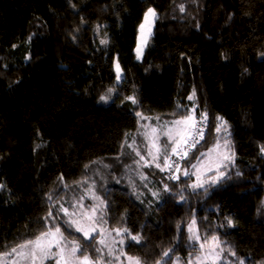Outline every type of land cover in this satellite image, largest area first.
Listing matches in <instances>:
<instances>
[{"label":"trees","instance_id":"1","mask_svg":"<svg viewBox=\"0 0 264 264\" xmlns=\"http://www.w3.org/2000/svg\"><path fill=\"white\" fill-rule=\"evenodd\" d=\"M149 8L156 19L139 60ZM192 109L207 125L185 166L217 143L222 117L234 155L224 178L193 191L191 178L164 173L170 190L150 212L111 185L108 226L140 234L139 244L124 238L123 250L156 264L167 249L171 260L196 254L187 232L194 217L201 237L224 242L223 264H264V0H0V253L43 230L53 202L80 196L76 182L120 154L136 113ZM63 219L65 236L79 238ZM81 243L95 256L94 241Z\"/></svg>","mask_w":264,"mask_h":264},{"label":"snow or ice","instance_id":"2","mask_svg":"<svg viewBox=\"0 0 264 264\" xmlns=\"http://www.w3.org/2000/svg\"><path fill=\"white\" fill-rule=\"evenodd\" d=\"M183 6H181V11H183ZM155 11L149 8L144 14V23L140 25L141 37L144 36V30L146 24L151 22V19L155 17ZM150 31V29H149ZM138 38L137 45V58L139 59L142 55V46ZM107 41H101V43H106ZM146 43V38L144 39ZM117 69V80L120 79V69L119 65H116ZM112 89H109V93ZM194 95V94H193ZM101 101H107L110 99V95H103L100 97ZM125 99L136 103V99L133 96L126 97ZM192 99V97H189ZM179 107V105H178ZM194 109L188 110L182 114L178 119H173L171 121H164L162 124H157L151 127V131H145L140 133L148 143L145 145L146 155L142 154L137 145L135 138L132 139V143L129 144L127 139L121 145L122 148L127 146L132 149L139 160L135 161L137 165H140V161H143V167H152L153 164L160 171L169 170L173 174H170L168 179L179 180L180 176L175 173H180L184 177L191 178L195 177V182L188 184L187 187L193 191L198 189H205L206 184H216L222 178H224L225 173L220 171L221 167H226L223 161H231L232 157L224 154L222 161L217 164L216 169L208 167V172L215 171L216 174L209 176L207 179L204 178V173L201 172V165H203V158H208L210 154L217 148L220 147L219 142L214 144L206 152H201L199 156L195 157V163L190 164V168L193 171H189V168L181 169L179 161L188 160L190 158L191 152L196 148V145L204 137L203 128L198 127L202 122L206 121L207 114L201 113L199 119L194 115ZM138 117H142L141 113H136ZM173 116L176 113L172 114ZM144 119H151L149 117H142ZM157 121L160 117H155ZM217 120L223 121L222 117H217ZM226 124V122H223ZM143 127L148 128V125ZM216 131H220V125H217ZM161 137L164 139L162 140ZM229 141H225L227 146ZM261 152H264V146L261 147ZM178 157V160H173L172 157ZM150 158V160H149ZM161 160L163 163H161ZM95 163V162H94ZM88 165H85L87 168ZM107 167V165H105ZM239 175V173H237ZM141 180H146L147 177L143 174L140 175ZM63 180V177H61ZM88 180L85 178L83 181H77L76 184H87ZM4 187L0 185V188ZM68 187V185H65ZM94 183L89 185L87 192L90 193L88 197L93 201L92 204L85 205L82 203L85 200L84 195H80L75 203H71L72 211H69L68 207H64V204H59L56 208V202H53L52 207L49 209L47 216L44 217V229L41 230L34 237L25 239L18 242L15 246H11L9 251L0 253V264H2L3 258H11L10 264H113V261H120V264H124V260L127 264H144L143 260L138 256L128 255L123 247L117 248L116 245H125V239H130L131 241L139 244L141 243L142 237L140 234H132L127 228H112L107 227V202L96 194L94 190ZM133 190L135 191V186L133 185ZM164 191H169V186L164 185ZM153 195H158V193H153ZM181 200L184 196L181 195ZM49 200H52V195L49 194ZM55 208V211H53ZM63 214L66 219H63V224L72 228L75 233H79V238L68 239L64 230L62 229L60 223V214ZM232 220L228 219V224L232 225ZM180 224H177V229L180 230ZM112 232H115L117 236H122L125 239H120L117 241L115 237L109 241L108 237L111 236ZM188 240L190 245L194 248L195 255L190 254V258L184 262V264H208L209 261L212 264H223L222 254L225 249L222 247L223 241L219 240L216 235L201 237L197 227V221L193 219L187 225ZM87 241L89 245L95 242L93 251L95 256L88 252V249L81 241ZM196 245H199L196 248ZM208 245L207 250L205 246ZM172 249H167L161 254V258L156 261V264H179V257L175 260H171ZM230 255L235 256V253L228 249ZM118 253V254H116ZM110 257L111 259H106ZM123 257V260L121 259ZM239 264H244L242 259L239 260Z\"/></svg>","mask_w":264,"mask_h":264},{"label":"rangeland","instance_id":"3","mask_svg":"<svg viewBox=\"0 0 264 264\" xmlns=\"http://www.w3.org/2000/svg\"><path fill=\"white\" fill-rule=\"evenodd\" d=\"M155 19H156V15L154 18L151 19V22L149 24H146L143 37H141V31L139 27L138 38H140L139 42L141 43V46H142V55L152 35ZM142 23H144V20ZM145 38H146V43L144 42ZM136 55H137V47H136ZM142 55L140 56L139 60L141 59ZM117 64L118 62L115 61V69H116ZM119 69H120V66H119ZM116 72H117V69H116ZM122 76L123 74L120 69V79L117 80V82L121 81ZM194 115L197 117V119H199V117L197 116L195 112H194ZM142 117H149L151 119H144ZM142 117H139V126L137 130L130 133L126 139L128 143L131 144L132 139L135 138L137 141V145H139L141 153L146 155L145 145L148 143V141H146L144 137L140 135V133L145 132V131L150 132L151 127L156 126L158 123L162 124L164 121H171L173 119H178L179 117L167 118V117H162V116H153V115H144V114H142ZM155 117H160V120L157 121ZM144 125H148L149 127L145 128L143 127ZM227 126H228V129L226 127V124L223 123V121L220 124L221 137L217 141L219 142L220 147L215 149L208 158H203V157L201 158L204 161L203 165H201V172L204 173L205 179L208 178V176L206 177V175L211 173V172H208L207 170L208 167L210 166L212 169L215 170L217 164H219L222 161L224 154L231 156L232 157L231 161L234 158V155L231 149L230 139L228 137L230 135V126L228 124ZM161 139L163 140L164 138L161 137ZM226 140L229 141V144L227 146L225 145ZM206 151L207 150H205L204 152ZM172 159L178 160V157L173 156ZM137 160H139V157L135 155L132 149L125 146L124 148H122L120 154L115 155V156H110V157L104 158L102 160H99L93 163L89 169V175L87 178L88 183L83 184V187H81V190L83 192L81 191L80 195L85 196V200L82 203H84L85 205H89L93 203V201L88 198L90 196V193L86 191L89 185L94 183V186H95L94 190L96 194L99 195L103 199H104L103 194L105 190L107 189V187L111 185H118V186H122L124 188L129 189L143 203L146 210L150 212L152 210V205L159 202L162 198L163 193L165 192L163 190L164 186H162L160 183V181H162L163 179L160 180L159 176L164 173H166L169 176L170 174H173V173L170 172L169 170H165L162 172L160 171V169L156 168L154 164L152 167H143V163H144L143 161H140V165H137L135 163V161ZM184 161L185 160L179 161L181 165V169L183 170V168H189V171H193V169L190 168V164L195 163L196 161L194 160L193 162L187 164L186 166H185ZM228 162L229 161H223L224 165L227 164ZM161 163H163L162 160H161ZM105 165H107V167H105ZM212 172H215V171H212ZM141 174L146 176L147 179L141 180L140 178ZM175 174L182 175V171L180 173H175ZM193 182H195L194 176L191 177V183ZM133 185L135 186V191L133 190ZM153 193H158V195H153ZM78 197L72 196L70 197L69 200L62 202L64 204V207H68L69 211L71 212L72 211L71 203H75ZM107 227L111 229L108 225ZM113 237H115L117 241H119L120 239H124V237L117 236L115 232H112L111 236L108 237L109 241H111ZM116 247L120 248V247H124V245L121 246L117 244ZM207 247L208 245L205 246V250H207ZM189 258L190 256L185 259L180 258L179 264H184V262L187 261ZM10 259L11 258H3L2 264H10ZM106 259H111V258L106 257ZM121 259L123 260V257ZM222 259L225 260L224 253L222 254ZM49 264H51V262H49ZM113 264H120V261L114 260ZM124 264H127L126 260H124ZM208 264H212V262L209 261ZM217 264H220V262L217 261Z\"/></svg>","mask_w":264,"mask_h":264},{"label":"built area","instance_id":"4","mask_svg":"<svg viewBox=\"0 0 264 264\" xmlns=\"http://www.w3.org/2000/svg\"><path fill=\"white\" fill-rule=\"evenodd\" d=\"M206 125H207V119H206V121H204V122H202L200 125H198V127L203 128L204 136H205V131H206ZM203 138H204V137H203ZM202 140H203V139H202ZM202 140H200V142H201ZM200 142H199V143H200ZM199 143H198V144H199ZM198 144H197V145H198ZM197 145H196V146H197Z\"/></svg>","mask_w":264,"mask_h":264}]
</instances>
